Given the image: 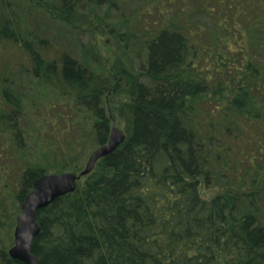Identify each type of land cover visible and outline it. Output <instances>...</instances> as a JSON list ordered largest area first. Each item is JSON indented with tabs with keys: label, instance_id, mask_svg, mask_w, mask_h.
Here are the masks:
<instances>
[{
	"label": "trees",
	"instance_id": "obj_1",
	"mask_svg": "<svg viewBox=\"0 0 264 264\" xmlns=\"http://www.w3.org/2000/svg\"><path fill=\"white\" fill-rule=\"evenodd\" d=\"M213 1L218 10L194 0L203 7L196 13L207 12L226 37L249 36V50L233 58L216 55L212 42L221 43L216 37L191 45L189 35L204 31L198 34L199 27L190 22L181 31L162 30L148 42L146 81L129 80V100L118 110L125 143L100 160L74 193L38 214L41 232L32 253L40 264H217L222 254L228 264H264V0H237L235 14ZM79 2L60 0L52 10L73 18ZM2 10L0 52L13 45L34 79L85 107L95 120V146L105 145L112 128L104 106L108 77L68 53L52 58L45 39L24 30L15 11ZM244 59L249 63L239 71ZM230 83L237 91L220 113L214 99L225 98ZM22 103L19 91L0 87V123L18 143ZM74 165L73 173L79 172ZM218 170L239 184L250 171L256 176L249 191L204 199L200 183L217 179ZM44 174L29 165L22 169L21 205ZM0 264L23 263L1 247Z\"/></svg>",
	"mask_w": 264,
	"mask_h": 264
},
{
	"label": "rangeland",
	"instance_id": "obj_2",
	"mask_svg": "<svg viewBox=\"0 0 264 264\" xmlns=\"http://www.w3.org/2000/svg\"><path fill=\"white\" fill-rule=\"evenodd\" d=\"M207 1L211 2L208 6L217 9L214 1ZM238 1L239 4L249 3L248 0ZM238 1L220 0V3L223 10L228 9L235 14L239 9L236 6ZM53 3H60V0H0V13L3 6L15 11L24 30L34 32L47 41L52 58L68 53L82 66L101 77H108L110 89L104 98V106L112 125L115 123L120 129L124 126L118 110L129 100V80L139 78L146 81L142 74L147 59L146 47L160 31L172 28L181 31L179 27L190 22L199 27L198 34L204 31L202 36L199 34L200 37L194 33L189 35L191 45L193 42L211 43L216 37L221 39V43L212 42L216 55L222 53L227 58H233L236 52L240 56L241 52L246 54L249 50V36L238 33L235 37H226L224 28L216 24L207 12L196 13V7H203L201 2L195 3L194 0H101V3L80 0L73 18L55 13ZM3 13L6 14V11ZM238 27L235 30L241 28ZM146 31L147 35H144ZM208 58L205 65L210 66L211 59ZM260 59L261 56L257 61ZM246 61L238 63L239 71L244 62L249 63ZM261 62L264 65L263 59ZM27 64L25 57L13 45L3 46L0 52V81L4 83L0 82V87L4 85L19 91L23 102L19 118L23 132L21 143L15 140L5 124L0 123V248L7 251L14 246L16 219L21 212L22 205L17 195L22 169L29 165L41 168L46 174L61 170H64L62 173H73L74 164H77L80 168L77 173H80L97 148L93 116L71 97L61 96L34 79L26 72ZM234 85H227L223 99L214 94L218 97L214 102L220 113L228 105V99L234 97L237 91ZM204 105L205 110L210 109ZM219 131L222 133L223 127ZM69 155L74 159L71 160ZM221 174L219 171L217 179H211L208 185L201 181L199 192L204 199L210 200L229 190L249 191L256 176L254 171H250L239 184ZM217 264H228L224 254Z\"/></svg>",
	"mask_w": 264,
	"mask_h": 264
},
{
	"label": "water",
	"instance_id": "obj_3",
	"mask_svg": "<svg viewBox=\"0 0 264 264\" xmlns=\"http://www.w3.org/2000/svg\"><path fill=\"white\" fill-rule=\"evenodd\" d=\"M126 138L125 131L113 123L108 142L91 153L85 168L80 173L44 174L34 182L16 219L14 246L8 251L13 261L23 264H40L39 259L32 253L33 243L41 232L38 214L58 199L74 193L78 182L90 175L100 160L112 155L121 147Z\"/></svg>",
	"mask_w": 264,
	"mask_h": 264
}]
</instances>
